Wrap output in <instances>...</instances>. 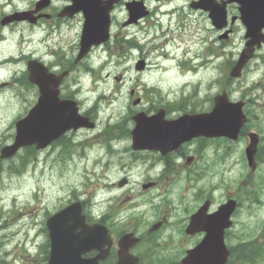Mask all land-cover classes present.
I'll use <instances>...</instances> for the list:
<instances>
[{"label":"rangeland","instance_id":"374dc122","mask_svg":"<svg viewBox=\"0 0 264 264\" xmlns=\"http://www.w3.org/2000/svg\"><path fill=\"white\" fill-rule=\"evenodd\" d=\"M26 1L0 0V9L2 8L3 13H6L15 8L26 7L28 4ZM56 25L58 27L52 33L51 27ZM80 25L79 16H76L68 23L47 22L34 28L22 24L13 27L0 26V84L6 83V87L0 89V149L12 142L16 120L25 115L37 97L34 88L18 80L26 72V62L29 60H22V58L30 56L54 66L73 60L78 48ZM193 28L194 25L188 24L186 33L179 32V34L172 33V26L168 31H166L167 27L161 30L153 26L146 28L148 32L146 37L144 33H137L140 44L142 46L145 44L141 51L135 49L126 51V47L119 49L116 47L115 40L112 39L108 48L105 46L100 50L92 51L84 62L85 66L72 70L63 85L62 96L74 97L79 104L81 102L84 110L93 102L97 103L99 112L97 117L108 122L109 125L120 123L127 116L125 113L130 111L131 100L135 101L137 97L146 99V90L159 89L158 92L163 97L165 95L177 98L182 96L198 100L209 98L221 86L213 85V81L229 71V63L233 58H230V55L228 58L226 55L230 51L235 54L236 44L225 41V46L229 45V48H226L227 53H220L222 43L214 42L213 35H209L208 38L203 28L200 33L194 34ZM117 30L118 25L114 27L113 35L117 33ZM161 32L165 36L157 40ZM226 35L222 36L225 38ZM153 37L156 40L150 43ZM164 39H168V42ZM198 39L200 42L210 41L212 44L210 42L200 44L197 42ZM208 47L212 48L209 53H207V50L210 51ZM163 50L169 52L167 56L171 57L167 64L164 60L155 58L157 52ZM183 57H187L186 67L180 65L184 62ZM140 60H144L147 65L144 70H135ZM192 60L196 62V65L198 64L196 75L189 78L191 82L194 80L193 86L184 87L180 85L181 82L173 86L174 81L170 77L173 74L181 75L186 80L189 77L186 72L187 69L190 70ZM153 61H159L158 64L162 68L151 72L150 67L154 66ZM258 65V63L251 65L242 78V83L241 81L234 83L232 95L236 99L245 97L243 100L248 102L245 109L250 117L249 126L261 133V129L263 132L264 129L261 128V85H259L261 73ZM86 66L93 67L91 73L85 71ZM222 85L224 86L223 83ZM193 87L197 88L196 91L192 90ZM99 97L101 99H98ZM144 107L146 108V105ZM96 134L100 133L78 132L73 139L72 151H69L68 147L66 149L63 145L56 144L55 147L42 152L32 153L21 150L13 158L1 162L0 264H13L15 259L18 262L45 264L42 252L37 256H35L36 253L33 254L34 257H27L21 246H27L33 253L39 250L34 247L46 242L45 220L68 205V199L73 193L81 195L84 182H91L99 174V163L103 158V162H107L104 167L109 166L107 175L110 178L114 177V174L117 175V171L119 173L128 169L127 165L130 161H123L126 165L124 170L119 168V160L115 154L104 155L106 146L103 138L99 136L97 138ZM241 141L234 146L236 149L231 159L217 163L213 170L207 171L206 168L209 166H205L203 164L205 162H202L203 167L197 170V173L202 176L201 179L205 175H208L207 178L211 175L212 181H210L213 183L214 179H217L224 186V191L236 190L242 175L241 163H239L241 160L239 149L243 145V140ZM88 143L91 147L84 148ZM257 176L254 174L251 178H257ZM261 179H264V167L261 169ZM204 182L206 181L204 180L201 184ZM178 186L190 187L186 181H180ZM86 190L91 193V186H88ZM159 190L162 192V189ZM164 190V195L170 192L168 186ZM96 200H104L102 207L108 206V197H97ZM246 205L242 206L243 211L234 229L235 242L240 241L244 244L253 240L254 245L264 251V213H261V225L256 228L253 226L257 221L256 216H253L252 212L247 216ZM261 209L264 211L263 197H261Z\"/></svg>","mask_w":264,"mask_h":264},{"label":"flooded vegetation","instance_id":"af4514ba","mask_svg":"<svg viewBox=\"0 0 264 264\" xmlns=\"http://www.w3.org/2000/svg\"><path fill=\"white\" fill-rule=\"evenodd\" d=\"M107 1L92 0L90 3L89 0H84L81 3L83 10L74 11L76 8L74 0H51L47 8L35 14L42 16L36 25L25 22L13 23L10 26L22 24L34 28L45 22L68 23L79 16L81 31L86 22L99 23L106 18L105 2ZM252 1L254 8H258L261 12V28L258 30V33H261V43L255 50L253 59L257 60L261 73L259 80V85H261V128L264 129V0ZM131 3L142 4V11L146 12L144 17L134 21L130 19L126 6ZM247 3L248 0H118L108 15L112 30L117 24L119 26L115 36L111 30V39L115 38L119 48L125 45L126 51L141 49L137 43V40H140L137 33H144L146 37L148 35L146 28L153 26L161 30L167 27L166 31H168L172 26V33L179 34V32L186 33V27L188 24H192L194 25V34L200 33L203 28L208 37L213 35L214 40L220 43L231 41L233 37H236V41L239 43L236 51V56H238L245 43L244 22L247 18ZM92 4L95 5L92 7ZM26 10L32 11L33 6ZM67 10H69L68 14L70 12L74 14L70 17L60 16V14L65 15ZM143 25L145 26L142 27ZM218 25L224 28L221 31L217 30ZM53 27L56 29L58 26ZM223 34H227L225 39L219 40ZM163 36L165 34L161 33L157 40ZM154 40H156L155 37L150 42ZM78 66H74L73 61L70 60L54 67L52 65L47 67L51 71L59 73L69 68L75 69ZM173 101L142 102L134 107V113L143 111L148 115L147 117H156L158 112H163L160 119L170 121L185 114L204 112L195 109L196 106H199L197 101L193 100L189 103L180 101V107L170 103ZM244 102L246 105L248 104L247 101ZM245 113L248 117V112L245 111ZM257 119L259 118L257 117ZM131 125L133 127V124ZM130 131L121 133L120 136L114 135L117 138L112 137L113 139L108 142L111 145L110 149L117 148V150L109 152V148L106 147L104 151L105 156L116 153L115 156L119 157L118 166L121 169L126 170L123 161H130L126 171L119 173L117 171V175L114 174L112 178L108 175L104 176L106 181L111 182L117 188L114 190L113 203L107 200L108 206L102 207L100 211L96 210L95 217H86L87 220L90 219L87 221L89 224L98 223L108 232L109 245L108 247L106 244L102 245L101 249L108 248L109 251L103 259L97 261L98 264H118V262H126V264H182L188 252L204 241L209 227H213L212 230L217 231L222 226V223L213 214L231 201L235 203L230 215L231 221L229 227L224 230V244L229 250L226 264H261L260 249L254 245V242H245L244 244L240 241L235 242L234 229L238 224L237 220L243 211L244 204H247V216L251 212L253 216H256L257 221L253 226L258 228L261 225V213H264L261 209V197L264 198V186H262L264 179H261V169L264 167L263 130L261 129V133H259L250 127L249 123H246L236 142L225 138L195 137L178 144L172 150H169V142L163 140H157L150 150H133ZM250 133H256L258 138L254 156L255 170L250 169L244 156V149ZM241 140H243V145L239 149L241 153L239 163H241L242 175L236 190L224 191V186L217 179H214L213 183L211 182V175L208 178V175L203 176L206 182L201 184L204 180L197 173L198 168L203 167L201 163L205 162L203 164L209 166L206 168L207 171L213 170L217 163L224 162L228 158L231 159L236 149L234 146ZM106 163L102 162V165L105 166ZM119 168L118 170H120ZM254 174L258 175L257 178L251 179ZM180 181H186L190 187L180 188L178 186ZM246 184L247 186H245ZM167 186L170 188V192L164 195V189ZM159 189H162V192ZM192 224L193 226H191ZM186 230H190L191 233H187ZM125 235H130L129 238L133 241L127 245L126 255L121 258L119 254L120 241ZM234 243L236 244L234 245ZM249 245L254 251L248 249ZM98 254V251L90 250L84 253L83 257L88 260L95 258Z\"/></svg>","mask_w":264,"mask_h":264},{"label":"water","instance_id":"95a60500","mask_svg":"<svg viewBox=\"0 0 264 264\" xmlns=\"http://www.w3.org/2000/svg\"><path fill=\"white\" fill-rule=\"evenodd\" d=\"M83 1L84 0H75V2L80 5L76 7V10H83V7L81 6ZM89 1L90 3L92 2V0ZM94 5L95 4H92L91 6L93 7ZM138 11L139 9H133L132 15L134 18L143 16ZM251 13L252 8L249 6V18L251 20L248 19L247 30L248 35L252 38L246 46L247 49L242 53L236 66L230 72L231 77L239 76L241 68L247 62L252 53V45H254V43H259V39L255 32V29L257 28L252 22ZM255 22L258 23L256 20ZM106 38L107 31L104 29L103 25H100L97 31H93L92 23L89 22L82 32L80 52L77 60L81 59L87 53L88 48L93 43H98L95 42L96 40H105ZM141 66L142 63L138 65L140 68ZM27 70L30 83L36 84L39 88V98L27 115L16 123L12 143L4 146L0 150L1 159L12 157L20 148L26 146L35 145L36 149H44L51 141L56 140L68 130L75 131L79 128H93V123H90L87 118L78 115L74 103L59 100L57 87L65 74L60 76L49 74L47 70L37 62L29 63ZM238 105L232 107L222 101L217 102L210 115L194 117L190 119V122L195 123L193 126L194 128L207 132H202L201 134H206L208 136H226L235 140L239 129L245 120L241 112V105ZM134 120L136 122V127L131 132L133 143L140 145V148L152 149L157 141V131L154 129H146L145 124L147 122H145L144 118L134 117ZM166 132L168 135L162 136V139L168 140L169 137L173 138L174 136H179L181 133V131L173 128L172 123H170V127L166 129ZM251 139L253 138L251 137ZM254 147L255 142L253 141L245 152L250 165V155L253 154ZM232 206L233 204L231 203L227 208L218 212L216 218L222 223V226L217 231L212 230L214 229L213 227L207 229L208 234L204 241L198 246V249H196L197 252L212 251V253L219 258L218 261L223 262L226 259L227 251L223 245L222 230L229 225L226 221ZM71 212L72 207L70 206L50 218L47 222L51 242L50 259L48 264H84V262L77 260L80 254L86 251L88 247L89 243L87 236L93 235L97 231L94 226L89 227L88 230L87 226L80 221L82 217L80 218ZM56 220H60L62 223L68 220L71 221V224L68 226L70 228L64 230L63 234L60 233L55 230ZM79 228L82 230V233L77 235L75 230ZM63 237L64 239H61ZM63 246L67 252L65 255L67 262H61V260L60 262L58 261V259H60L61 249H64ZM194 254L195 251L187 257L185 260L186 262L183 261L182 263L191 264L192 259L198 257ZM68 260L73 262H68Z\"/></svg>","mask_w":264,"mask_h":264},{"label":"bare ground","instance_id":"6f19581e","mask_svg":"<svg viewBox=\"0 0 264 264\" xmlns=\"http://www.w3.org/2000/svg\"><path fill=\"white\" fill-rule=\"evenodd\" d=\"M152 56V55H151ZM159 54H157V55H155V58L156 59H159ZM160 60V59H159ZM169 60H171V59H169ZM161 61H163V60H161ZM161 61H160V63H161ZM168 61V60H167ZM175 61V60H174ZM154 63L152 64V65H154L153 67H150V71L151 72H153V71H157L159 68H162V66L161 65H159L158 63H159V61L158 62H156V61H153ZM150 63V62H149ZM151 65V66H152ZM157 65V66H156ZM171 65V64H170ZM211 66V65H210ZM209 66V67H210ZM165 68V67H164ZM177 68V67H176ZM211 69V68H210ZM166 70V69H165ZM175 70V69H174ZM164 71V70H163ZM168 71V70H167ZM159 73V72H158ZM91 145V144H90ZM121 155V154H120ZM118 156V155H117ZM122 157V156H121Z\"/></svg>","mask_w":264,"mask_h":264},{"label":"trees","instance_id":"16d2710c","mask_svg":"<svg viewBox=\"0 0 264 264\" xmlns=\"http://www.w3.org/2000/svg\"><path fill=\"white\" fill-rule=\"evenodd\" d=\"M26 151H28V152H32V153H33V150H31V149H27ZM1 162H2V161L0 160V172L2 171V170H1V167H2Z\"/></svg>","mask_w":264,"mask_h":264}]
</instances>
